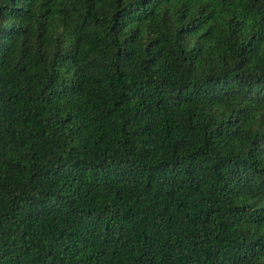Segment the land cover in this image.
Listing matches in <instances>:
<instances>
[{
    "label": "trees",
    "instance_id": "obj_1",
    "mask_svg": "<svg viewBox=\"0 0 264 264\" xmlns=\"http://www.w3.org/2000/svg\"><path fill=\"white\" fill-rule=\"evenodd\" d=\"M0 264H264V0H0Z\"/></svg>",
    "mask_w": 264,
    "mask_h": 264
}]
</instances>
